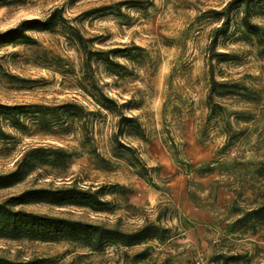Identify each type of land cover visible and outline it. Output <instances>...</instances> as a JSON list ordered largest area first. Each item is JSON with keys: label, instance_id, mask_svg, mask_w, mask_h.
<instances>
[{"label": "rangeland", "instance_id": "rangeland-1", "mask_svg": "<svg viewBox=\"0 0 264 264\" xmlns=\"http://www.w3.org/2000/svg\"><path fill=\"white\" fill-rule=\"evenodd\" d=\"M247 22L263 34L264 0H0V173L23 174L0 201L70 183L101 203L21 208L142 230L99 248L0 237V258L264 264V48Z\"/></svg>", "mask_w": 264, "mask_h": 264}, {"label": "trees", "instance_id": "trees-1", "mask_svg": "<svg viewBox=\"0 0 264 264\" xmlns=\"http://www.w3.org/2000/svg\"><path fill=\"white\" fill-rule=\"evenodd\" d=\"M45 22L35 19L24 20L20 28L47 29ZM247 31L257 37V43L264 48V32H259L260 27L249 22L245 25ZM213 82L215 80L213 79ZM22 170L18 166L9 173H0V188L9 187L21 179ZM27 202L48 203L56 206L81 205L96 207L101 203L98 191H91L85 187L74 186L66 183L55 188H28L25 191L10 195L0 201V237L2 238H32L41 241L60 240H85L90 247L99 248L111 239H117L123 243H137L142 240L140 232L124 233L119 230L107 229L97 224H87L81 220H74L63 216H54L48 213H38L21 208ZM149 236V235H145ZM47 258H35L27 262H14L0 258V264H45Z\"/></svg>", "mask_w": 264, "mask_h": 264}]
</instances>
